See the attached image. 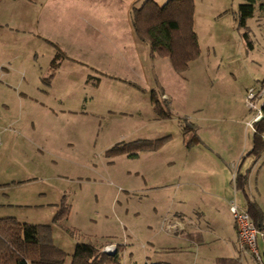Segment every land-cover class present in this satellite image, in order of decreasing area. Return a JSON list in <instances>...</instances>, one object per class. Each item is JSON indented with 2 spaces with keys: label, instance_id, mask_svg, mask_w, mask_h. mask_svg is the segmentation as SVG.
Wrapping results in <instances>:
<instances>
[{
  "label": "rangeland",
  "instance_id": "rangeland-1",
  "mask_svg": "<svg viewBox=\"0 0 264 264\" xmlns=\"http://www.w3.org/2000/svg\"><path fill=\"white\" fill-rule=\"evenodd\" d=\"M240 3L194 0L199 56L185 72L157 58L155 68L130 66L137 76L127 67L122 77L92 72L88 83L67 68L53 81L47 48L2 26L0 98L8 94L10 105L9 117L0 119V218L51 225L64 264L77 243L100 252L118 247L124 264H215L233 256L232 218L219 195L226 179L229 203L242 200L232 187L240 164L235 154L251 140L246 124L255 115L245 93L264 80V9L257 3L240 28ZM135 56L126 51L130 65ZM68 72L77 80L71 93L62 87ZM151 90L169 119L156 117ZM19 92L29 94L23 105ZM262 118L264 109L256 122ZM194 135L203 146L191 143ZM163 138L157 150L136 157L107 153L118 143ZM250 191L264 208V169L251 173ZM61 202L69 215L55 223Z\"/></svg>",
  "mask_w": 264,
  "mask_h": 264
},
{
  "label": "crops",
  "instance_id": "crops-1",
  "mask_svg": "<svg viewBox=\"0 0 264 264\" xmlns=\"http://www.w3.org/2000/svg\"><path fill=\"white\" fill-rule=\"evenodd\" d=\"M143 1L145 0H0V32L3 29L2 26H4V28H9V34L14 32L33 36L47 48V53H51L49 64L56 55H59L58 66L54 74L60 72L62 68H67L69 71L77 72V74L79 72L85 78L86 83H88V77H92L90 74L92 72L99 74L113 71L116 73L115 75L122 77L121 75H125L127 67L130 68V66L137 65L140 71L139 66L142 67L143 65H147L149 69L155 68L152 62L157 57H151V48L148 43L147 45L136 39L131 25V10L133 7L140 6ZM153 1L159 4L161 1L164 3L166 0ZM195 20L193 17V28L198 39ZM2 48L3 46L0 43V52H2ZM128 49L133 50L136 55L134 65H130L126 59ZM130 69L134 72L133 76H137L135 69L133 67ZM137 73L140 75L139 71ZM115 75L112 77H115ZM53 76L51 78L53 81L56 78H61V75L58 77ZM65 79L66 83L62 87L66 89V92H73L72 85L74 86L77 81L75 73L68 72ZM262 81H257V83ZM0 91L4 92L5 90ZM7 95L4 94L0 98V106L4 108V112L2 108L0 109V119L3 120L9 117L10 104ZM28 95V93L19 92L20 98L18 100H22V105L23 99L28 98ZM40 105L45 107L44 103H40ZM248 120L245 121L248 122ZM13 121L16 120H11V122ZM242 121L240 120L239 125H242ZM248 128L246 127V130L249 131ZM195 131H198V129H195ZM6 133H9V131ZM8 136L5 135L4 141ZM247 138L244 146L235 154V160L240 161L236 172L247 176V194L245 196L242 192L236 191L232 185L234 193L242 195L241 201L237 203L236 198L233 201L240 208H245L246 198H248L250 201L255 202L261 212L264 213V208H262L260 202L256 201L253 192L250 191L251 173L255 170L258 174L264 169V154L260 157H254L251 154L252 136L250 141H247ZM198 140L199 142L194 145L203 146L200 138ZM245 162L247 164H244ZM225 182L226 188L221 191L222 194L220 193L219 197L222 195L220 203L229 212L228 205L229 201L232 200L229 198L231 191L226 179ZM56 205H54L55 208L58 206ZM232 228L236 246L234 245V255L229 257L236 258L238 256L237 231L233 218Z\"/></svg>",
  "mask_w": 264,
  "mask_h": 264
},
{
  "label": "trees",
  "instance_id": "trees-1",
  "mask_svg": "<svg viewBox=\"0 0 264 264\" xmlns=\"http://www.w3.org/2000/svg\"><path fill=\"white\" fill-rule=\"evenodd\" d=\"M257 3L260 9H264V0H241L236 12L237 24L240 28H244L247 20L253 16ZM194 8V0H166L163 4L145 0L140 6L133 7L131 10V25L136 39L149 44L152 58L168 59L171 68L178 74L185 72L189 64L199 56L197 35L193 28ZM243 37L247 39V34L243 33ZM58 56L56 55L50 63V70L54 72L58 66ZM53 74L49 77L52 78ZM91 78L88 77L87 82ZM158 95L155 90L149 92L153 112L161 120L169 119V111L163 107ZM187 129L189 128H183V131L186 132ZM251 131V154L254 157H260L264 154V118L254 123ZM164 141L165 138L118 143L112 146L107 153L136 157L139 152L157 150ZM196 142L199 140L194 135L191 143ZM246 183V175H241L239 172L234 174L233 187L245 196L247 194ZM246 201L245 209L255 228L259 230L264 223V213L255 202L248 198ZM68 215L69 207L61 202L53 221L58 223L66 219ZM51 230L49 224L21 223L12 217L0 218V264H64L66 253L53 245ZM260 259V263H255L250 254L242 255L238 250L236 258H218L215 264H249L250 262L264 264V254H260ZM70 264L124 263L119 256L118 247L114 253H105L89 243H77L71 254ZM146 264L166 263L147 262Z\"/></svg>",
  "mask_w": 264,
  "mask_h": 264
},
{
  "label": "built area",
  "instance_id": "built-area-1",
  "mask_svg": "<svg viewBox=\"0 0 264 264\" xmlns=\"http://www.w3.org/2000/svg\"><path fill=\"white\" fill-rule=\"evenodd\" d=\"M245 95V107L255 114L252 121L246 124L252 130L254 123L262 117L264 86L260 84L258 88H249ZM229 204V211L237 231L239 252L242 255L250 254L255 263H260L257 243L259 238L264 241V223H262L261 229H256L245 208H240L234 201ZM102 252L113 253L115 249L106 247Z\"/></svg>",
  "mask_w": 264,
  "mask_h": 264
}]
</instances>
